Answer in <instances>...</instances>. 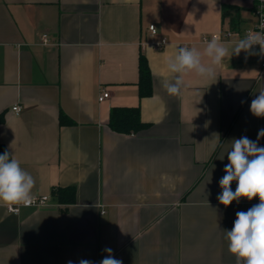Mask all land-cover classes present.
I'll use <instances>...</instances> for the list:
<instances>
[{"label":"crops","instance_id":"crops-1","mask_svg":"<svg viewBox=\"0 0 264 264\" xmlns=\"http://www.w3.org/2000/svg\"><path fill=\"white\" fill-rule=\"evenodd\" d=\"M257 2L0 0V141L35 178L34 195H51L18 213L0 206V264H99L105 248L123 264H235L224 231L260 201L225 207L219 181L233 139L264 128L250 112L264 57L233 55L212 80L190 73L178 96L161 82L178 47L203 51V35L253 26ZM141 54L153 83L144 97ZM113 107H139L148 127L112 130ZM69 186L76 200L60 202L53 190Z\"/></svg>","mask_w":264,"mask_h":264},{"label":"clouds","instance_id":"clouds-1","mask_svg":"<svg viewBox=\"0 0 264 264\" xmlns=\"http://www.w3.org/2000/svg\"><path fill=\"white\" fill-rule=\"evenodd\" d=\"M261 31H249L243 38L225 43L218 36L206 41L203 51L195 47H178L174 56L166 61V68L171 79L164 78L162 87L170 96L182 94L184 77L194 73L202 79L212 80L216 77L215 67L225 59L244 52L247 56L264 57V22ZM255 46H259L256 52ZM207 58V63H205ZM250 112L255 117H264V90H261L250 105ZM264 137V128L252 141L247 136L233 139L231 150L227 152L228 164L225 175L220 179L222 189L217 199L228 207L233 201L239 203L241 198L251 201L259 197V203L247 211H238L231 230H225L228 251L235 256V264H264V147L258 141ZM236 182L235 191L231 184ZM35 178L21 167L20 161L7 151L0 154V206L12 213L19 212V206H30L35 202L33 189ZM107 255L99 264H123L112 255L111 248H105ZM68 264H72L69 261ZM79 264H93L90 260L81 259Z\"/></svg>","mask_w":264,"mask_h":264},{"label":"trees","instance_id":"trees-1","mask_svg":"<svg viewBox=\"0 0 264 264\" xmlns=\"http://www.w3.org/2000/svg\"><path fill=\"white\" fill-rule=\"evenodd\" d=\"M139 95L141 97L149 96L153 91L152 73L149 67L147 57L140 55L139 59ZM5 120V113H0V124ZM60 122L71 124L74 121L63 111L60 112ZM109 126L112 130L119 133H137L148 127L141 118L139 107H113L110 111ZM8 151L7 147L0 141V154ZM10 154V153H9ZM60 202H74L76 200V189L72 186L58 187L53 190Z\"/></svg>","mask_w":264,"mask_h":264},{"label":"built area","instance_id":"built-area-1","mask_svg":"<svg viewBox=\"0 0 264 264\" xmlns=\"http://www.w3.org/2000/svg\"><path fill=\"white\" fill-rule=\"evenodd\" d=\"M256 15H257V21L255 24L249 28L246 29H240V28H231V29H226L223 30L221 33H215L212 35L213 36H218L220 37L221 40H237L240 38H243L244 35L249 32V31H261L262 29L260 28V25L262 22H264V0H258L256 4ZM149 30L151 31L152 34L157 33V28L155 24H151L149 26ZM212 37H208L207 35L202 36L203 41H209L211 40ZM41 43L43 44H49V37L47 34H43L41 36ZM167 44V39L163 38L161 41L156 42L155 45L157 47H163L164 45ZM109 96V91L103 90L101 94L99 95V100L103 101L105 98ZM13 111L16 113H19L22 111V106L20 105H14L12 107ZM36 199L35 202L30 205V206H46L51 203V195L50 194H41V195H35ZM22 206V205H21ZM21 206H19V211Z\"/></svg>","mask_w":264,"mask_h":264}]
</instances>
